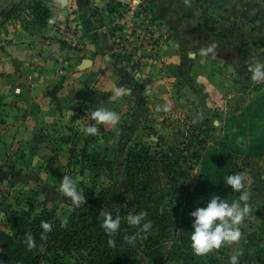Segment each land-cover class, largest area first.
Listing matches in <instances>:
<instances>
[{"label":"rangeland","instance_id":"rangeland-1","mask_svg":"<svg viewBox=\"0 0 264 264\" xmlns=\"http://www.w3.org/2000/svg\"><path fill=\"white\" fill-rule=\"evenodd\" d=\"M36 1H21L10 21L0 25V43L20 36L32 38L33 49L29 46L32 52L26 59L34 76L44 71L57 74L60 85L73 92V101L64 107L63 117L38 124L29 145L8 144L9 136L0 139V197L14 208L56 207L64 221L70 207L61 201L60 181L69 176L77 185L88 183L81 150L92 135L85 129L92 123L91 113L103 107L118 113L120 121L115 128L101 124L106 132L97 145L117 163V178L128 195L123 159L129 148L153 141L178 157L179 182L172 207L177 225L182 223L186 200L195 192L214 194L225 188L223 198L229 202L239 198L225 183L226 171L231 169L234 174L235 164L236 173L245 177L249 215L239 225L240 240L212 250L210 264H230L237 252L239 264H264V81L252 80L246 66L237 74L235 67L214 60L205 46L197 47L200 54L195 58V50L185 49L186 40L155 21L150 0H133L135 13L126 5L128 0H94L84 21L65 2L67 15L53 20L50 16L46 25L58 28L53 34L57 41L41 39L42 28L31 17L30 8ZM41 2L49 10L57 8V0ZM116 87L122 88L119 96L113 93ZM10 90L6 81L0 82V125L8 120L5 110ZM76 94L90 106L71 122ZM48 115L39 113L36 122ZM68 127L78 130L74 155L79 162L75 165L67 164ZM10 166L17 175L6 174ZM63 263L85 264L77 253L64 255ZM181 263L167 260L163 264Z\"/></svg>","mask_w":264,"mask_h":264},{"label":"trees","instance_id":"trees-1","mask_svg":"<svg viewBox=\"0 0 264 264\" xmlns=\"http://www.w3.org/2000/svg\"><path fill=\"white\" fill-rule=\"evenodd\" d=\"M30 9L32 20L46 27L49 8L38 0ZM75 99L76 110L71 122L84 115L90 106L79 99L78 94ZM98 127L99 134L92 135L81 150L89 181L76 186L86 196L85 203L76 207L63 193L61 201L70 207L64 221L59 218L56 207L38 211L14 208L4 197L0 198V213L4 219V226L0 227V264H64L63 256L74 253L85 264H163L167 260L181 261V264H210V252L197 256L191 249L189 235L193 218L189 214L202 207L210 194L224 197L225 188L217 189L214 194L204 190L192 194L182 209V225H177L172 207L179 182L178 157L153 141L140 142L129 148L123 159L128 195L117 178V163L97 145L106 132L102 125ZM68 130L71 148L67 164L75 165L79 162L74 155L78 130L72 127ZM9 168L11 174L16 173L12 166ZM235 169L234 164V173ZM226 173L232 174L231 169ZM104 212L112 213L114 218L120 217V228L114 236H108L102 227ZM140 212L147 213L145 221L151 222V228L147 233L137 235L136 227L128 224L127 217L130 213ZM42 221L51 223L50 232L44 233ZM29 233L35 240V247L31 249L26 242ZM133 235L136 238L130 243L128 237ZM109 239L114 240V244L110 245Z\"/></svg>","mask_w":264,"mask_h":264},{"label":"crops","instance_id":"crops-1","mask_svg":"<svg viewBox=\"0 0 264 264\" xmlns=\"http://www.w3.org/2000/svg\"><path fill=\"white\" fill-rule=\"evenodd\" d=\"M21 1L26 0H0V25L10 21L20 7ZM92 1L94 0H57V8L50 10L51 19L67 15L65 2H68L74 9V15L84 21L83 18L93 7ZM150 2L158 21L178 37L186 40L183 45L187 50H195L193 51L195 58L200 54L196 49L205 46L207 50L211 49L214 60L219 59L230 69L235 67L237 74L242 70L241 66L249 69L256 61H264L263 0H150ZM52 12L54 17L51 15ZM41 28L42 40L57 41L53 35L57 34V27ZM85 33L91 35L89 31ZM32 42V38L20 36L10 42L0 43V82L6 81L12 89L7 96L6 110L4 108L8 120L1 121L3 125H0V139L5 141L9 136L8 144L11 145H29L39 128L37 125L53 122L57 116L63 117L64 107L73 101V92L69 93L65 90L67 88L60 85L57 74L44 71L39 77L34 76L31 64L26 59V54L32 52ZM93 44L96 42L93 41ZM99 44L102 45L100 42ZM32 79L36 83H33ZM69 112L68 114H71L72 111ZM39 113L51 115L43 117L45 120L37 123ZM69 116L66 119L69 120ZM6 168L8 171L4 172L10 177L18 174V172L11 174L10 168ZM3 220L0 213V223H3Z\"/></svg>","mask_w":264,"mask_h":264},{"label":"clouds","instance_id":"clouds-1","mask_svg":"<svg viewBox=\"0 0 264 264\" xmlns=\"http://www.w3.org/2000/svg\"><path fill=\"white\" fill-rule=\"evenodd\" d=\"M211 50V49H209ZM252 80L264 81V61H256L250 68ZM116 96L122 94V88L113 89ZM168 106L164 107L167 110ZM92 123L86 127L85 131L90 135L99 134V125L106 124L115 128L120 121L119 114L113 110L98 107L91 113ZM225 183L230 188L239 193V198L229 202L220 195H209L207 201L202 207L195 208L190 212L192 219L191 231L189 235L190 246L193 253L197 256L205 255L214 249L222 246L234 244L241 238L239 225L243 222L249 212V192L246 190L245 177L240 173H234L226 176ZM60 188L63 193L69 197L72 204L79 207L85 203L86 196L77 190L75 181L69 176H63L60 181ZM102 227L108 236H114L120 228L121 220L119 216L113 217L112 213L104 212ZM147 213L129 214L127 222L136 227L137 235L141 232L147 233L151 228V222L145 221ZM41 227L44 233L52 230V225L48 221H42ZM43 236V233H42ZM135 235L128 237L129 242L135 240ZM27 245L31 249L35 247V240L32 235L27 234ZM110 245L114 240L109 239ZM230 264H239V252L230 257Z\"/></svg>","mask_w":264,"mask_h":264},{"label":"built area","instance_id":"built-area-1","mask_svg":"<svg viewBox=\"0 0 264 264\" xmlns=\"http://www.w3.org/2000/svg\"><path fill=\"white\" fill-rule=\"evenodd\" d=\"M132 1H133V0H128V3H127L126 5L129 6V9H130V11H131L132 13H135V10H136V9H133V10H132V7H131V3H132ZM128 6H126V7H128ZM144 11H145V10H144ZM145 13H146V12H145ZM155 21H158V20H155ZM159 22H160V21H159Z\"/></svg>","mask_w":264,"mask_h":264}]
</instances>
